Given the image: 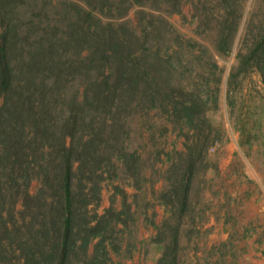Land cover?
Listing matches in <instances>:
<instances>
[{"label":"trees","instance_id":"obj_1","mask_svg":"<svg viewBox=\"0 0 264 264\" xmlns=\"http://www.w3.org/2000/svg\"><path fill=\"white\" fill-rule=\"evenodd\" d=\"M247 2L0 0V264H108L131 209L122 169L140 189V154L128 147L134 119L155 144L168 132L183 138L182 149L155 154L167 167L152 237L163 249L157 264H181L192 185L216 139L207 112L219 108L224 69L215 55L232 51ZM186 4L209 44L182 37L162 14ZM133 8L137 25L121 20ZM248 14L225 88L234 113L247 72L261 78L258 100L240 104L245 142L264 125V0ZM108 182L128 209L98 211Z\"/></svg>","mask_w":264,"mask_h":264},{"label":"rangeland","instance_id":"obj_2","mask_svg":"<svg viewBox=\"0 0 264 264\" xmlns=\"http://www.w3.org/2000/svg\"><path fill=\"white\" fill-rule=\"evenodd\" d=\"M262 1L248 0L232 51L215 55L224 69L219 108L207 112L214 125L216 139L208 149L207 167L196 174L192 185L191 210L185 213L180 229L181 264H264V125L261 134L245 142L240 129L244 116L239 114L244 98L258 100L257 91L263 88L259 74L247 72L243 80L245 90L234 94V113L230 112L225 95L229 71L237 63L238 38L244 28L243 22L249 17L248 12L259 9ZM162 14L169 17L182 37L208 43L203 37L207 28L197 33L198 26L189 4L184 5L181 13L169 16L164 11ZM121 20L137 25L136 8ZM73 85V88H78L76 82ZM157 142L155 144L144 131L139 119L131 121L128 147L140 154V189L129 185L130 178L122 169L118 181L120 188L127 192L126 202L131 209L123 216L127 223L117 224L113 234L117 249L110 248L108 264H157L162 253V247L154 243L152 237L165 214L156 197L166 183L162 173L167 163L165 155L161 156V161L155 154L160 148L168 149L172 145L182 149L183 138L168 132ZM37 187L38 181L34 180L31 190L34 192ZM113 187V183L105 184L99 212L111 204L117 209H128L122 194Z\"/></svg>","mask_w":264,"mask_h":264},{"label":"crops","instance_id":"obj_3","mask_svg":"<svg viewBox=\"0 0 264 264\" xmlns=\"http://www.w3.org/2000/svg\"><path fill=\"white\" fill-rule=\"evenodd\" d=\"M133 260H134V258H133Z\"/></svg>","mask_w":264,"mask_h":264}]
</instances>
